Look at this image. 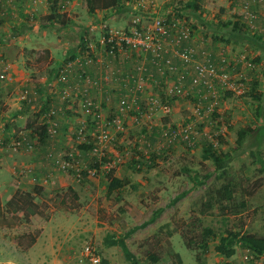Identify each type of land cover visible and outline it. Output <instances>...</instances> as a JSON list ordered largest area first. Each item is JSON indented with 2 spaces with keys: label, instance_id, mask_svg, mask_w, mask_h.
<instances>
[{
  "label": "rangeland",
  "instance_id": "rangeland-1",
  "mask_svg": "<svg viewBox=\"0 0 264 264\" xmlns=\"http://www.w3.org/2000/svg\"><path fill=\"white\" fill-rule=\"evenodd\" d=\"M122 1L121 8H125L122 10L127 11L124 15L126 24L130 25L132 18L140 15V26H144L155 16H170L177 13L176 8L181 7L187 0H158L160 5L162 4L158 13L152 12L151 7L142 5L140 1L144 0ZM32 2L36 4L37 0ZM259 4L262 3L258 1V3L254 2L253 6L249 5L248 0H202L200 19L191 12L185 11V13L197 25L193 27L194 32L198 34L203 28L202 35L207 38L215 32V29H218V26H221V23L230 19L235 20L237 16L243 17L251 30L255 31L258 24L254 18L247 15V12L260 14ZM135 5L136 9L133 8ZM245 5H247L246 8ZM41 21L48 20L41 18ZM110 28L131 27L108 26L106 29L103 28V31ZM11 30L12 26L11 29H3L0 38L8 39L9 34L12 33ZM256 31L263 33L264 37V32L258 29ZM213 40L218 44L221 42L220 39ZM221 44L227 45L226 42ZM228 45H232V49L237 51L247 49L254 55L257 68L248 71L250 83L245 93L238 95L227 92L221 96L220 103L225 112L228 129L226 135L219 139L220 147L216 150L229 151L234 157L229 164L227 175L220 178H216L214 162L204 160L202 157V147L204 144H211L210 134H214L217 128L209 126L208 133H205L204 124L194 121L192 112L194 97L187 95L190 91L189 80L187 88L184 89L185 93L177 91L171 93L166 87L169 97L178 95L180 97L179 107L175 105L172 108L170 104L171 112L169 113L152 106L146 98L143 99V107L136 111V107L127 96H124L122 100L118 99L117 102L113 100L111 105L103 104L100 96L91 97L94 103L88 104L87 96L82 98L80 95L79 99L83 100L85 112H79L78 115L71 114V116L66 114L70 121L74 122L71 124L72 128L68 127L67 136L70 139H66L65 147L59 150L53 147V143L60 135L56 126L50 130L48 128L46 141L42 142L35 131L25 127L24 119L14 122H7L5 118L0 120L2 124V127L0 126L2 203L6 204L14 195L23 190L32 189L35 184H40L44 188L42 195L36 198L44 208L43 215H35L27 220L23 213H19L15 214L14 225L0 224V264H133L125 258L119 245L109 246L104 242L108 234L126 236L131 230V234L126 237V242L139 259V264H264V255L251 253L241 245H237L236 254L230 258L222 256L215 250L217 240L227 229L264 233V173L261 171V165L249 153V149H245L250 142L251 147L255 148L257 139L247 137L242 146L238 145L237 140L239 130L264 125L263 112L257 109L264 98L259 101L253 97L255 93L264 92V58L260 57V53L250 45L233 43ZM86 55L87 61L93 65L96 58H93L91 53ZM4 57L0 58V62L6 67L8 74L9 66L11 67L15 62L16 70L20 72L15 71L13 81L8 78L2 80L0 84V94L3 97L0 99V116L3 112L7 114L18 106L25 105L21 96L26 91L25 88L19 87L25 71L33 73L31 76L25 74L33 82L41 83L45 81L41 78L45 77L47 72H39V69L46 71L52 69L53 72L49 73L47 82H53L54 79L52 81L51 78L57 75L56 82L61 84L57 89L58 95L66 101L72 98L74 92L69 82L75 64L71 58H58L54 61L55 65L53 62L41 68V65L29 66L28 62H32L31 59ZM66 65H71L68 67L71 70H68L64 79H60V70ZM28 67L31 71L24 69ZM17 78L19 80L21 78V81L14 82ZM81 79L85 80L77 81L74 85L79 84L77 87L80 88L87 86L85 76ZM110 80L109 73L105 74V77L95 81L94 86L100 88ZM255 81L257 86L254 93L252 88ZM33 89L35 90V86L32 88L30 101V107H33L29 113L31 120L35 118L34 114L40 104L36 95L37 91L35 90L36 94H34ZM75 91L78 90L75 89ZM11 93L10 98L14 99L12 102L18 104L16 106L7 101ZM76 96L75 100L79 103ZM159 98L162 102H168L160 92ZM123 100L127 102V106L122 109L120 105ZM43 113H36L39 117L32 121L34 125L49 124L45 122L47 116L43 118ZM115 118L121 120L120 127L113 123ZM188 123L192 125L194 131L198 132V136L193 139V144L182 140L169 142L163 137V130ZM82 125L86 127L79 131ZM153 126L157 129L152 143L155 149H153L154 146L147 145L138 149L142 142L138 143L136 136L146 132L149 135L151 129L154 130ZM4 127L5 130H3ZM103 130L108 131L113 137L110 147L102 153L100 150H93V146L98 144V136ZM72 131H76V135H73ZM83 142L91 144L90 149L84 148L89 153L85 156L80 155L82 152L80 145ZM45 144L48 146L46 147ZM42 149L47 151L41 154ZM146 149L151 151L146 153ZM260 150L264 157V141ZM66 162L70 165H65ZM45 165H47L46 168H41ZM111 169L115 176H121L123 186L112 193H107L108 172ZM195 174L200 179L205 174H210V177L204 184L195 186L191 178ZM92 177L96 178L95 183L93 182L94 188L92 187L90 192H81L80 198L75 199L73 192L67 189L72 185L71 182L74 180L78 184L83 182L87 185L92 183L89 179ZM224 185L232 188L235 201L227 202L218 196L216 187ZM183 191H187V194L173 203L174 197ZM61 198H68L66 205L60 203ZM241 201H245L246 206L244 209L241 208L240 213H235V210L240 208ZM203 203H213V208L206 215L200 214ZM161 207L164 210L160 216L154 222L143 225L151 218L153 212ZM191 213L201 216L204 224L212 226L217 232V238L210 241L206 250L200 247L188 248L183 240L181 229L177 227V220L190 221ZM7 214L11 219L9 210L4 211V215ZM29 232L38 233V238L36 243L24 250L13 238ZM89 246L92 248L91 254L86 252ZM151 253L157 254L159 259L152 261ZM92 254L98 257V262L91 259Z\"/></svg>",
  "mask_w": 264,
  "mask_h": 264
},
{
  "label": "crops",
  "instance_id": "crops-1",
  "mask_svg": "<svg viewBox=\"0 0 264 264\" xmlns=\"http://www.w3.org/2000/svg\"><path fill=\"white\" fill-rule=\"evenodd\" d=\"M152 1L144 0V3L142 1H140V3L147 8L151 7L152 12L158 13L161 10L162 4L160 5L158 0ZM248 2L249 5L252 4V6L254 5V2L258 3L257 0H248ZM53 4L56 6L55 14L59 17V20L57 19L52 22L49 20L41 21V18H44L45 15L51 13V6ZM154 6H157L158 8ZM136 7L137 6L135 5L133 8L136 9ZM122 9L125 8L98 9L96 12L90 13L82 0H37L36 4H34L32 0H0V34L3 33V29H11L12 26V33L9 34L8 39L0 38V58L5 56L9 59H31L32 62H28L29 66L41 65V68L48 66V64L53 63L55 60H58V58H71L75 64L73 69L74 72L71 74L69 82L70 88L74 92V94L72 93V98L66 101L62 100L58 95L57 89L61 84L56 82L57 75L51 78L52 81L54 79L53 82H47L48 75L52 69L47 71L39 69V72H47L46 76L41 78L45 81L41 83L33 82L32 79L29 78L33 73L25 71L23 73L24 76L22 77V81L21 78L20 80L17 78L14 81H21L19 87L25 88L26 93L21 96V98L23 97V103H25V105H20L18 108H15L14 111L11 110L9 113L7 112V114L3 112L0 116V120L5 118L7 122H14L24 119V123H32V121H35V119L39 117V114L36 113L44 112L43 118L47 116L45 122L49 123L48 128L51 129L57 127L56 129L60 132L59 138L53 143L54 149L59 150L65 147V140L70 139V137L67 136L68 127L71 126L70 128H72L71 124L74 121H70L68 116H71V114L78 115L77 113L79 112H85L83 100L81 101L79 99L80 95H82V98L87 96L88 104L94 103L92 102L91 97L94 98L100 96L103 102L100 101L103 104L111 105L113 100L117 102L118 99L121 98L122 100L124 99V96H127L130 102L134 104L136 107L135 110L137 111L143 107V99L146 98V100L149 101V98L152 96L159 97L160 92L161 96L170 102L172 108L175 105L179 107V95L177 97H169L168 91L165 89L167 87L169 90L170 87L177 84H180L183 89L187 88V81L190 80L191 75L194 73V68L192 66L186 67L179 57L169 53L166 54V57H170L178 67L177 70L173 71L168 69L163 61L158 63L155 62L150 52L124 53L118 51L115 55H111L101 43V38L105 33L103 28L106 29L108 26L117 27L122 25L131 27L134 25L135 19H139L138 25H140V15H133L134 17L130 16L133 17V20L130 25L126 24L124 15L127 11H123ZM259 11L260 14H258L257 17L251 18H254V21L258 24L256 28L259 31L264 32V3L259 4ZM62 18L65 19L64 23L61 21ZM249 29L251 30L250 27ZM256 30L255 32L258 33ZM202 33V30L198 32V34L194 33V46L207 49L214 55L218 54L221 49L220 46L224 44H221V42L218 44L217 41H214L211 38V35L206 38ZM11 36H13V40ZM90 42L93 47L88 49ZM89 53H91L93 58H96L93 65L87 61L86 54ZM55 63L56 62H54L53 65H55ZM0 65H2V62H0ZM141 65L145 68L143 71L138 69ZM9 69V75L11 77L9 80L13 81L14 76L16 75L15 71L16 73L20 72L16 70V62L12 63V66H9ZM24 69L30 70L29 67ZM243 70L244 72L248 71L246 68H243ZM108 73L111 80L107 81L106 84L102 85L100 88L95 87V81L100 77H105V74ZM25 74L29 76H26ZM130 75L133 77L131 78ZM181 75H184L183 83H180L179 81ZM84 76L87 79V86H81L82 88H80L77 87L79 84L74 85L77 81L85 80L81 79L82 77L84 78ZM107 77L109 79V76ZM91 78H94V80H91ZM1 82L2 81H0V84ZM140 84L142 85L141 91L137 90V85L139 86ZM166 84L168 86H166ZM81 85H83L82 82ZM31 86L32 88L35 86L37 94L34 89L33 92L38 96L40 102L37 112L34 114L35 118L32 120L29 116V113L33 108L30 107V101L32 100ZM75 89L78 91L76 92ZM75 95H77L76 97L79 99V103L75 100ZM11 96L12 93L7 97V101L13 106L18 105L12 102L14 99H11ZM2 98L3 97L0 94V99ZM120 106L122 107V103ZM123 108L125 107H122V109ZM53 112L55 113L52 114ZM0 126L2 127L1 123ZM85 127L86 125H82L81 129H84ZM89 127L90 126H88V128ZM3 130H5V127ZM155 130L157 129H151L149 135L146 132L145 134L136 136V141L138 143L140 141L142 142V145H139L138 149H141V146L146 145L149 147L154 146L152 143L156 137ZM79 131H81L80 128ZM75 132L76 131H72V134L76 135ZM47 146L48 144L46 147ZM86 146L90 149V142H83L80 145L82 150L80 155L85 156L89 154L88 151L84 149ZM153 149H155V146ZM42 150L43 151L40 152L41 154H44L43 152L47 151L45 149ZM149 151L151 150H145L146 153ZM46 166L47 165L42 166L41 168H46ZM118 178L121 179V176L118 175ZM89 179H91L90 181L92 183L87 185L83 182L78 184L73 180L71 182L73 186H68L67 189H69L70 192H73V195L74 193H77L80 198L81 192H90L91 188H94L93 182L95 183L96 178L92 177ZM70 188H72V190ZM93 198H95V196H93Z\"/></svg>",
  "mask_w": 264,
  "mask_h": 264
},
{
  "label": "built area",
  "instance_id": "built-area-1",
  "mask_svg": "<svg viewBox=\"0 0 264 264\" xmlns=\"http://www.w3.org/2000/svg\"><path fill=\"white\" fill-rule=\"evenodd\" d=\"M259 3H264V0H258ZM245 8L247 5L244 6ZM250 17H257L253 12H247ZM139 20H134V25L131 28H110L105 31L102 36L101 43L106 48L108 53L115 55L118 51L124 53L150 52L155 62L163 61L166 67L170 70H177L178 67L170 57L166 54L172 53L179 57L186 67L192 66L194 73L189 80L190 91L187 95H192L194 101L192 104V112L194 121H200L204 124L203 130L208 133V127L217 128L214 134H210L212 138L211 144L215 149L220 146L219 139L226 135L228 126L226 125L225 112L220 99L222 94L227 92L231 94L245 93L247 86L250 83L248 71L255 70L257 64L254 55L247 49L240 51L232 49V45L220 46V52L214 55L207 49L194 46V28L192 21L186 16L174 13L170 16H155L152 20L144 25H138ZM93 47L89 43L88 49ZM71 65H66L60 70V79H64L68 74ZM8 68V67H7ZM243 68L248 69L244 72ZM143 71L144 66L138 67ZM71 70V69H70ZM132 78L133 76L130 75ZM10 79L6 67L0 71V81ZM184 75L179 77L180 83H183ZM178 85V84H177ZM169 88L171 93L184 92V88L178 86ZM137 90H142V85H137ZM122 107L127 106V102L123 100ZM152 106H156L165 113L171 112V105L168 102H162L159 97L152 96L149 100ZM121 120L115 118L113 123L121 126ZM50 130V129H49ZM82 131V129H81ZM198 136V132L192 129V125L182 124L181 126L163 130V137L169 142L182 140L193 144V139ZM98 144L93 146V150H100L102 153L106 151L111 144V134L103 130L98 136ZM65 165H70L66 162ZM87 254L92 253V248L89 246L86 249ZM93 261H99L98 257L91 255Z\"/></svg>",
  "mask_w": 264,
  "mask_h": 264
},
{
  "label": "trees",
  "instance_id": "trees-1",
  "mask_svg": "<svg viewBox=\"0 0 264 264\" xmlns=\"http://www.w3.org/2000/svg\"><path fill=\"white\" fill-rule=\"evenodd\" d=\"M83 4L86 6L90 13L96 12L98 9H109V8H117L120 9L123 1L122 0H82ZM55 3V2H53ZM51 13L44 16L49 21L59 20V17L56 16V6L53 4L51 6ZM177 14L181 16H186L187 12H191L194 15L198 16L199 19L202 17V0H187L183 3L181 7L176 8ZM190 19V16H186ZM198 19V20H199ZM191 20V19H190ZM62 23L65 22V19L62 18ZM192 21V20H191ZM192 27H197L193 22L191 23ZM218 25V24H215ZM249 25L241 16H237L235 20H228L225 23H221V26H218V29L214 30L213 34H211V38L218 40L221 42L233 43V44H242V45H250L253 49L260 52L259 56L264 58V37L263 34L257 33L249 29ZM203 31V28H201ZM4 68L3 65H0V71ZM2 81V80H1ZM257 81L253 84L252 91L256 92ZM253 97L259 101H262L264 98V92H259L253 94ZM258 111L261 110L264 116V101L261 102L257 106ZM25 127L32 129L36 132L39 137V140L42 142L46 141V136H48V124H39L34 125L32 123H26ZM247 137H251L253 139H257V146L255 148L251 147V142L247 145L249 149V153L251 156L261 165V171L264 173V157L260 150V146L264 141V125L257 126L255 128L241 129L238 132V145L242 146L244 139ZM255 146V142H254ZM88 146L84 147L87 148ZM202 157L204 160H212L216 166L215 170L217 171L216 178H220L226 176L228 173V167L230 162L232 161L234 155L229 151H221L216 150L212 144H204L202 147ZM188 170V168H186ZM210 177V174H205L203 178H199L197 174L191 176L194 185L199 186L205 183V181ZM123 186L122 179L114 176L113 170L111 169L108 172V189L107 193H112L115 190H118ZM72 190V188H70ZM218 196L225 199L227 202L235 201L233 198V190L229 185L217 186L215 189ZM44 192L43 186L40 184L33 185L30 190H23L19 194L14 195L10 198L6 204L2 203L0 197V224L5 226H12L15 223V214L23 213L27 220L30 217L35 215H43L44 208L41 206L39 202H37L36 198L40 197ZM187 194V191H183L177 196L174 197L172 202L178 201L184 195ZM75 199H79V195L74 193L73 195ZM68 198H61L60 203L66 205ZM203 209L201 210V215H206L212 208L213 203H203ZM246 206L245 201L240 202V208L235 210V213H240L241 208L244 209ZM227 207L226 205L224 206ZM10 211V217L8 218V214L4 215V211ZM164 208L156 209L151 218L144 222L143 225H147L151 222H154L162 213ZM239 211V212H238ZM177 227L181 229V234L186 246L190 249H194L200 247L203 250L208 249L209 243L211 240H215L217 238L216 230L209 225L204 224L201 216H197L194 213H191V220L186 221L184 219L177 220ZM132 231V230H131ZM131 231L126 234V236H118L113 234H108L104 242L106 245L114 246L119 245L125 258L131 261L133 264H139V259L129 248L126 237L131 234ZM27 240H24L26 239ZM38 238V233H24L20 235L14 236V240L17 244L23 248L24 250L31 247L34 243H36ZM237 245H241L242 247L248 249L251 253L257 255H264V233H247L240 230L227 229L223 234L220 235L217 243L215 245V250L217 253L221 254L225 257H232L237 252ZM179 257V254H177ZM150 258L152 261H157L159 258L157 254L151 253Z\"/></svg>",
  "mask_w": 264,
  "mask_h": 264
}]
</instances>
